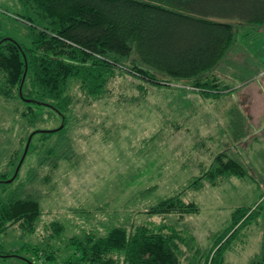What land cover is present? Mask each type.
<instances>
[{"label":"rangeland","instance_id":"obj_1","mask_svg":"<svg viewBox=\"0 0 264 264\" xmlns=\"http://www.w3.org/2000/svg\"><path fill=\"white\" fill-rule=\"evenodd\" d=\"M22 13L15 0H0V39L29 48ZM262 29L250 38L238 30L236 47L214 69L226 89L229 81L232 87L245 81L248 91L213 99L148 88L141 96L131 80L118 78L107 105L82 108L77 104L74 114L66 115L62 131L31 137L9 190L19 187L35 197L41 215L32 234L13 227L0 235V250L11 254H0V264H43L28 251L35 247L57 254L54 262L45 264L76 260L69 244L72 239L102 236L112 227L142 225L176 232L182 241V264H208L218 236L234 226L235 209H253L264 198V93L257 87L259 79L264 81ZM229 68L237 75L229 74ZM22 107L0 98V175L12 174L7 162L16 150L23 154L32 131L50 132L62 126V116L49 107L37 108L32 123L22 117ZM214 108L234 110L241 117L235 113L231 120L248 123L229 128L201 124L210 117L221 119ZM222 152L237 160L246 175L221 177L212 185L214 178L207 173ZM180 193L185 202L197 205V212L148 213L150 207ZM259 211L229 232L219 254L222 264H250L260 257L263 219ZM58 226L61 230L55 231Z\"/></svg>","mask_w":264,"mask_h":264},{"label":"trees","instance_id":"obj_2","mask_svg":"<svg viewBox=\"0 0 264 264\" xmlns=\"http://www.w3.org/2000/svg\"><path fill=\"white\" fill-rule=\"evenodd\" d=\"M15 1L23 9L19 17L26 22L30 47L0 39V98L22 105L21 115L30 123L39 107L62 116L60 130L32 131V138L62 131L66 115L77 104L82 108L101 102L107 105L118 78L131 80L141 96L148 88L204 98L219 94L226 87L214 69L236 47L237 31L250 38L253 31L264 29V0ZM30 145L31 141L28 150ZM21 155L22 151L13 152L6 165L12 174L0 175V235L13 227L32 234L41 215L35 197L19 187L9 190L21 166L14 179L5 183L13 177ZM207 175L214 182L221 177H244L246 170L222 152ZM199 183L198 179L194 185ZM258 209L263 219L262 251L250 264H264V198L253 209H235L234 226L218 236L208 264H222L219 254L229 232L238 224L239 229ZM147 211L155 216H183L198 208L194 202H185L180 193ZM165 231L166 227L144 225L112 227L102 236L74 238L69 244L77 259L71 257L61 264H182L180 236ZM28 251L43 264L54 262L57 255L38 247ZM0 254L11 255L1 250Z\"/></svg>","mask_w":264,"mask_h":264},{"label":"crops","instance_id":"obj_3","mask_svg":"<svg viewBox=\"0 0 264 264\" xmlns=\"http://www.w3.org/2000/svg\"><path fill=\"white\" fill-rule=\"evenodd\" d=\"M231 52V51H230ZM229 52V53H230ZM230 65V63H229ZM261 64H259L260 66ZM229 74H233V75H237L236 72H231L230 68H229ZM263 75H264V72H263ZM257 76H259L260 78V74H258ZM264 78V77H263ZM263 80H260L259 79V84L257 85V87H260L258 88L260 90V92L264 93V81L262 82ZM233 83H231V81H229V90L226 89L225 91H223L221 94H215L213 96H210L208 98H213V99H216V98H219L221 95H225L229 92V97L232 96V94H235L237 92H244V91H248L249 89V86H247L246 84L248 83H245V81H242L241 83H238V84H234V86L232 87ZM193 95H196V94H193ZM198 96V94L196 95ZM200 96V95H199ZM264 96V95H263ZM201 98H204L202 96H200ZM218 116L221 117V119H215V118H212L210 117V119L208 120H204L203 122H201V124H203L204 126H207V127H224V128H229V126H233V127H245V125L248 123L247 121L244 122L243 120L242 121H239L238 119L237 120H231L230 117L232 116H235V113L238 114V112L234 111V110H231L228 108H214V111ZM255 112H258L257 110H255ZM240 114L236 115L237 118L238 117H241L239 116ZM249 115V114H246V116Z\"/></svg>","mask_w":264,"mask_h":264},{"label":"water","instance_id":"obj_4","mask_svg":"<svg viewBox=\"0 0 264 264\" xmlns=\"http://www.w3.org/2000/svg\"><path fill=\"white\" fill-rule=\"evenodd\" d=\"M23 80H24V76H23L22 81H23ZM61 128H62V126H61L59 129H57V130H60ZM31 137H32V135L28 138V140H27V142H26V145H25V148H24V151H23L22 157H21V159H20V161H19V163H18V165H17V167H16V169H15V172H14L13 177H12L10 180L5 181V183H10V182L14 179V177L17 175L18 170H19V168H20V165H21V163H22V161H23V159H24V157H25V155H26V152H27V150H28V147H29V144H30V141H31Z\"/></svg>","mask_w":264,"mask_h":264}]
</instances>
